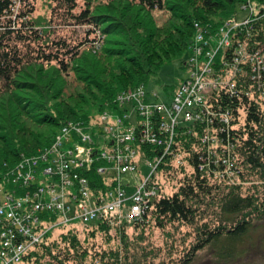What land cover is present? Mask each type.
I'll return each instance as SVG.
<instances>
[{
	"label": "trees",
	"instance_id": "obj_1",
	"mask_svg": "<svg viewBox=\"0 0 264 264\" xmlns=\"http://www.w3.org/2000/svg\"><path fill=\"white\" fill-rule=\"evenodd\" d=\"M81 1L83 7L74 12L75 9L79 8L76 0H52L56 3L57 8L62 9L63 13H59V15L63 20L66 19L65 22L70 21L73 24L86 25L87 27L91 25L95 27V30L99 28L101 34L104 35L101 52L105 53L106 56L116 55L119 58L116 61L118 62L117 65H119L120 60L124 61L121 64L123 66H118V68L123 69L121 70L122 80L124 82L130 80L132 86L140 84L145 86L149 75L156 70L152 66L160 62L161 55L166 60H170L169 57L179 53L189 40L190 33L188 30L192 25V19L189 17L190 15L185 14L186 12L178 17L181 25L169 24L165 30L155 26L146 27L145 24L140 23L137 24L136 28L133 27L130 33H127L126 27L120 22H110L104 25L106 16L100 15L101 11L107 8L113 10L115 4L126 7L135 6L145 12L166 8L172 14L174 9L167 7L168 0ZM33 2L34 0H0V100L5 97L12 102V106H8L6 109L12 115L15 114L16 121L24 116L36 122L48 123L54 127L50 131V136L46 137L44 142H40L36 135H29L22 126H18V129L25 136L26 144L28 139H31L35 145L39 144V148L48 145L53 140L57 130L68 118L62 116L60 112L56 114L49 111V108H46L45 111L42 110L44 108L42 104L13 97L17 88L23 85L18 82L19 75L25 69L36 66L39 70L47 67L49 70L54 69L58 73L68 75L71 63L81 59L84 50H91L88 47L80 50L79 43L81 45H87V43L93 45L89 35L93 34L92 32L95 30L91 28L86 30L90 34L78 43L76 41L70 44L64 40L49 41L48 38L44 39L43 36L47 34L48 30L42 27L35 29L38 26L36 22L39 23V21L29 17ZM241 2L243 3L245 0H201V5L208 13L223 12L225 17L230 15L233 17ZM257 2L261 3L258 19L240 26V30L232 38L235 43L238 40L239 44H245L250 52H254L250 50V47L264 48V0H257ZM14 13H16L15 19ZM110 34L127 38L128 42L124 50L114 53L115 51L105 48V40ZM42 38L44 43H42ZM94 39L99 41L96 37ZM139 39L141 40L139 41ZM155 40L156 45H162L159 47L164 49L162 52L156 50V47L153 50L148 47L145 50L141 47L142 43L153 41L155 43ZM31 42L36 43L35 46L30 45ZM149 51L151 53H148ZM226 59L228 61L225 64L231 67L233 59H230L229 56ZM157 65L158 68L161 63ZM218 65L217 61L216 69ZM240 65L243 67V71L236 77L237 88L233 90V93L213 89L209 99L213 111L218 115L227 112L229 118L232 119L229 120V123L219 122L217 116L212 117L205 111V120L207 121L205 127L201 123H194L193 125L181 123L177 127L173 147L177 153L184 154L183 160L185 162L179 166L175 165L172 163V158L168 156L167 161L163 160L156 172L157 175H161L162 180L173 179L172 177L180 172L182 176L177 181V189L172 193L164 194L161 190L162 186L158 185L157 197L149 204L142 218L131 225L124 222L110 225L105 219L88 225H80L90 228L91 231H103L102 233L106 236H111L109 231L113 230L112 236L120 239L122 245L115 250H104L100 253L95 251L94 257H97L99 262L118 264L121 260L127 259L129 242L126 229L139 231L140 236L143 237L147 229L153 225L164 228L168 224L175 223L194 224L197 216L204 212V209L201 208H205L208 199L217 206L214 211L215 223L210 225L206 221L199 224L200 226L196 231L199 240L192 246V256L184 259L183 264H189L193 256L207 248H209L211 257L216 264H232L240 261L251 248L264 249V219L257 217L259 207L255 203V198L242 196L238 190H222V188L231 187L232 178L228 181V177L225 176V170L229 165H231L230 169L233 172L232 177L236 174L241 178L243 166L248 170H258L264 173V93L261 95L258 93V95L256 93L251 94L252 75L247 71V68L250 71L249 65L247 63ZM260 72L264 78V70L261 69ZM116 81H113L116 86L113 84H108L104 88L100 86V92L103 94V102L100 108H104V105L107 104L110 106L112 103L114 105L111 106L116 107L115 96L121 89L120 81ZM27 86H30L37 93L38 87L36 85L28 84ZM36 109L42 111H35ZM34 112L36 113L34 114ZM87 119L88 116L84 115L76 120ZM207 125L210 126V131L206 130ZM204 135L205 141L202 140L203 138L201 139ZM214 135L218 138L219 144L216 151L209 149L211 143L209 138L212 139ZM0 138V142L5 146L4 152L0 150V172H3L7 161L18 158L22 153H27L28 150L25 144L17 147V144L10 141L7 135L3 134ZM160 147L162 148V146ZM139 148L142 156L149 160L155 153L160 152L158 146L146 143L139 145ZM218 156L224 160V162H219V170L215 169L214 166ZM101 164L102 162H95L90 171L87 172L89 182L95 190L105 188L102 182L103 177L96 170ZM208 168L210 169L208 170ZM214 171L220 173V181L211 180ZM208 172L209 174H207ZM57 235L54 237L50 232L46 233L34 245L33 249L24 255L20 264H90L87 262L88 249L81 246L74 228L65 232L62 231Z\"/></svg>",
	"mask_w": 264,
	"mask_h": 264
},
{
	"label": "rangeland",
	"instance_id": "obj_2",
	"mask_svg": "<svg viewBox=\"0 0 264 264\" xmlns=\"http://www.w3.org/2000/svg\"><path fill=\"white\" fill-rule=\"evenodd\" d=\"M76 2L79 8L75 9L74 12L79 11L83 7L81 0H76ZM96 4L100 5L98 3ZM260 4L261 3L257 2V0H245V2H241L237 6V10L233 17L231 15L225 17L223 12H206L201 5V0H168L167 7L174 9L172 14L169 10H166V8L164 10L145 12L135 6L126 7L115 4L113 10L107 8L101 11L100 15L106 16L104 25L110 22H120L126 27L127 33H130L132 28H136L137 24L140 23L145 24L146 27L155 26L160 29H165L169 24L181 25V21L178 19L179 15L184 14V12H186L185 14L188 16L190 15L189 17L192 19V25L188 30L190 33L188 42L179 53L169 57L170 60H166V58L161 55V60L158 62L159 64L161 63V65L158 68V63L152 66V68L156 70L149 75L146 85L144 86L147 99L152 104L163 106L164 104L170 103L172 91L176 90L178 84L189 75V66L186 62H188L191 57L195 58L196 55H198L196 59L198 65H204L205 56L207 55V50L205 49L206 43V45H210V50L208 49L209 52L214 55L211 62L215 63V65L217 61L219 63L220 59L222 60L225 55L226 48L229 49L232 45V38L236 32L240 30L239 26H242L245 22L250 23L258 19V11L259 7H261ZM31 8L32 11L29 17L39 21V23L36 22L38 26H36L35 29H40L42 27L48 30L43 38H48L49 41L64 40L70 44L76 41L78 43L82 41L86 35L90 34V32L86 30L89 28L95 30V27L91 25L87 27L86 25L73 24L70 21V24L69 22L67 23V21L65 22L66 19L63 20L59 15V13H63L62 9L57 8L56 3L52 2V0H34ZM15 14L16 13H14V19ZM92 33L93 34L89 35V39L94 43L93 45H90L91 43H87V45H81L79 43L78 45L80 50L87 47L89 49L91 48V50H84L81 59L75 60V62L73 61V64L71 63L68 75L58 73L54 69L49 70L47 67L41 70L38 69V66L27 68L19 75L18 82L23 85L17 88L13 93V97L42 104L44 105L42 110L45 111L46 108H49V111L55 112L56 114L60 112L62 116L68 118L66 119L67 121L85 122L87 124L97 125L95 128L96 134L94 135L96 147L104 149V141L109 139V136L99 133V131L102 132L99 121H101L103 115L107 116L106 121L110 124H115L117 117H121L124 114L128 115L126 116V121L131 125L137 124L138 118L136 108L131 102L126 103L127 105L125 104L122 108H126V113H120L117 104H115L116 107L111 106L114 105L113 103L110 106L105 103L107 105H104V108H100L103 102V94L100 92V86L101 88H104L108 84L116 86L113 81H120L121 89L118 90L115 99L120 98V100H122L123 95H126L133 88L143 84L132 86L130 80L124 82L121 77V70L123 69L120 70L118 68V66H123L121 64L124 63V61L120 60L119 65H117L118 62L116 61L119 58H117L116 55L106 56L105 53H102L101 47L103 46L102 41L104 35L101 34L99 28ZM95 37L99 39L98 42L94 39ZM44 39L42 43L45 42ZM225 39L227 40V44L225 43ZM140 40L141 39H139V41ZM127 42V38L124 36L120 37L116 34H110L105 40V48L115 51L114 53H116L119 50H124ZM35 44L34 42L30 43V45L33 46H35ZM156 44V40L155 43L154 41L150 43L144 42L141 44V47L145 50H147V47L150 50L156 47V50L162 52L164 49L162 50V48H159L162 47V45ZM219 44H221V46H219ZM220 47H222V49H220ZM196 49L203 50V55L199 56ZM148 53H151V51ZM215 65L213 64V66ZM28 84L36 85L38 87L37 93L34 92L30 86H27ZM58 93L59 95L57 96ZM8 106H12L11 101L5 97L0 100V137L3 134L7 135L10 141L17 144V147H19L18 145L25 144L28 150L27 153H22L18 158L7 161L8 165L15 167L20 161H23V157L27 158L29 155L51 144L63 125L57 130L53 140L48 145L38 148L39 144L35 145L31 139H28L26 144L25 136L21 133V130L18 129V126H22L29 135H36L40 142H44L46 137L50 136V131L53 130L54 127L50 126L48 123L36 122L24 116H21V119L16 121L15 114L12 115V113L7 111L6 107ZM13 110L15 113L16 111L14 108ZM42 110L36 109L35 111L39 112ZM161 111L165 113L164 109ZM35 113L36 112H34V114ZM84 115L88 116L87 120H76ZM179 120H182L181 116ZM76 145H78L80 149L78 156L86 157L85 148L78 142H72L65 147H74ZM216 147V143H210V150L214 151ZM4 149L5 146L0 142L1 152H4ZM32 150H34V152H31ZM184 157V154L178 153L176 160L180 159L184 163ZM134 160L138 162L137 171H122L120 175V183L124 186L126 197L133 194L137 186L141 183V179L147 178L151 172V168L142 157H135ZM242 170L243 176L239 178L236 174L232 177V170L226 169L225 176L228 177V181L232 178L231 187L222 188V190H238L242 196H252V198H255V203L258 204V210H260H257V217L264 219V173L258 170H248L244 166ZM225 173L222 172V174ZM1 174L2 172H0V175ZM181 176L182 174L178 172L172 177L173 179L162 180L161 175L158 174L157 179H159V183L162 186V192L164 194H169L175 191L178 186L177 181L181 179ZM220 177L219 174L215 173L211 180L217 179V181H220ZM102 182L105 186H110L112 180L105 178ZM227 184H229V182H227ZM0 190H5L2 182L0 183ZM207 202L208 204L205 208H201L204 209L205 214L204 212L199 214L194 224L175 223L168 224L164 228L153 225L147 229L143 237L140 236L139 231L126 229L129 242V249L126 255L127 259L125 261L121 260L118 264H183L184 259L192 256V246L199 240V236H197L196 232L200 226L199 224L206 221L210 225L215 223L214 211L217 206L209 199ZM49 225H51V223L47 226L50 227ZM70 228H74L76 231L81 246L88 249L89 256L87 262H90V264H102L97 257H94L95 251H97L96 253H100L104 250H115L122 245L120 239L112 236L113 230L109 231L111 236L104 235L102 233L103 231H91L90 228H85L79 224H75L72 227L69 225L65 227L62 224H55L51 226L49 230L50 234L55 237L58 233L60 234L62 231L65 232ZM208 249L209 248L198 252L193 256L189 264H216ZM232 264H264V249H248L240 261H236Z\"/></svg>",
	"mask_w": 264,
	"mask_h": 264
},
{
	"label": "built area",
	"instance_id": "obj_3",
	"mask_svg": "<svg viewBox=\"0 0 264 264\" xmlns=\"http://www.w3.org/2000/svg\"><path fill=\"white\" fill-rule=\"evenodd\" d=\"M237 44L238 40L236 43L233 40L229 49L226 48L216 69L213 66L215 63L211 62L214 55L209 52L210 45L205 43V64L198 65V55L186 62L189 75L172 91L169 104H152L147 99L143 85L130 90L122 96V100L118 98L119 112L126 113V108H122L131 102L136 108L138 121L135 125L128 124V115L124 114L117 117L115 124H110L106 121L107 116L103 115L99 121L102 132L99 133L109 136L104 141V149L96 147L94 135L97 125L66 121L63 124L65 134L57 142L51 143L50 148L23 157L19 167H8L5 164L0 175V183L5 188L4 191L0 190V264H20L24 255L55 224L72 227L105 219L110 225L119 222L131 225L141 219L158 195L157 187L160 183L156 172L161 162L167 161L169 156L175 165L183 163L180 159L176 160L178 153L173 147L177 127L181 123H201L205 127V111L212 117L217 116L219 122L229 123L232 120L227 112L218 115L213 111L209 103L213 89L233 93L237 88L236 77L243 71L240 64L247 63L250 68L247 71L252 75L251 94L264 93V78L260 72L264 70V48L250 47L254 51L250 52L245 44ZM196 51L199 56L203 55V50ZM227 56L233 59L231 67L225 64ZM162 109L165 113H162ZM210 129L207 125L206 130ZM201 139L205 141V135ZM209 139L211 143H216L214 151L218 150V138L214 135ZM72 142H78L85 148L86 157L78 156V145L65 147ZM145 143L160 148V152L155 153L150 160L140 152L139 145ZM135 157H142L151 172L147 178L141 179L136 191L126 197L120 175L122 171H137L138 162L134 160ZM98 161L102 164L97 167V173L103 179L112 180L111 185L105 186L103 190H95L87 176V172ZM220 161L224 162L218 156L214 162L215 169L219 170ZM230 166L226 169L231 170ZM217 174L221 176L219 172Z\"/></svg>",
	"mask_w": 264,
	"mask_h": 264
},
{
	"label": "bare ground",
	"instance_id": "obj_4",
	"mask_svg": "<svg viewBox=\"0 0 264 264\" xmlns=\"http://www.w3.org/2000/svg\"><path fill=\"white\" fill-rule=\"evenodd\" d=\"M116 100H117V98H116ZM74 122H77V121H74ZM63 134H65V127H62V128H61L60 132L58 133V135H56L55 140H53L52 143L57 142V140H59L60 137H62ZM50 147H51V144H49L48 146H46V147H44V148H50ZM42 149H43V148H42ZM42 149H41V150H42ZM37 152H38V151H37ZM21 162H22V161H20V163H21ZM20 163H19L17 166H15V167H19ZM6 166L11 167V166L8 165V164H6Z\"/></svg>",
	"mask_w": 264,
	"mask_h": 264
}]
</instances>
